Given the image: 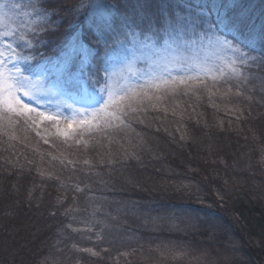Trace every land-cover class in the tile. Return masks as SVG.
<instances>
[{"label":"trees","instance_id":"obj_1","mask_svg":"<svg viewBox=\"0 0 264 264\" xmlns=\"http://www.w3.org/2000/svg\"><path fill=\"white\" fill-rule=\"evenodd\" d=\"M78 3L60 0L59 28L49 35L39 33L36 40L47 45L43 49L53 44L50 37H64ZM250 55L264 58V50L256 47ZM228 73L218 71L217 84L240 90L238 101L247 112L225 115L219 125L212 123L221 149L217 154L208 147L194 150L191 143L181 147L167 141L155 158L142 152L125 163L99 162L100 145L84 140L110 136L125 141L136 135L142 139L148 129L133 119V111L117 113L119 119L108 125V135L95 132L99 124L94 118H90L94 119L92 126L77 125L71 133L74 139L75 134L82 138L75 141L81 146L71 149L66 162L63 156L51 159L54 155L26 148L21 138L3 141L4 136L0 141V264H264V89L260 87L264 66L249 62L242 74ZM191 74V70L168 71L152 78L153 83L139 79L134 87L150 83L183 86L179 80L187 81ZM36 115L32 117L36 123L58 133L64 130L59 121H39ZM21 147L27 149L26 157L20 151L17 159H10ZM77 152L91 162L76 161ZM44 166L52 167L54 173L44 172ZM94 204L101 210L97 215L119 225L110 232L118 235L104 240L103 248L71 233L73 227H89L81 218ZM135 205L160 221L155 229L150 223L148 230L140 231V213L128 212ZM80 208L83 212H78ZM92 224L91 230L96 231L98 222ZM78 237L81 240L74 247ZM97 249L102 256L93 255Z\"/></svg>","mask_w":264,"mask_h":264},{"label":"snow or ice","instance_id":"obj_2","mask_svg":"<svg viewBox=\"0 0 264 264\" xmlns=\"http://www.w3.org/2000/svg\"><path fill=\"white\" fill-rule=\"evenodd\" d=\"M233 4L234 0H79L73 10L75 19L54 48L55 54L39 59L24 52L34 48L39 33L59 28L60 0L13 5L19 24L12 27L7 17L0 16V113L9 119L36 113L41 120L58 122V116L33 106L42 99L55 100L82 117L67 123L65 136L77 125L92 126L101 112L118 119L115 112L107 111L118 102L109 91L107 77L101 76L118 51L125 59L128 55L145 61L160 58L165 70L182 68L189 51L205 47L216 49L237 75L249 62L264 66V58L250 55L257 45L264 46V30H242ZM28 60L36 63L22 69L21 62ZM260 87L264 89V80ZM102 93L108 94L107 102ZM101 103L103 108L92 113L94 119L87 118L88 107H75Z\"/></svg>","mask_w":264,"mask_h":264},{"label":"rangeland","instance_id":"obj_3","mask_svg":"<svg viewBox=\"0 0 264 264\" xmlns=\"http://www.w3.org/2000/svg\"><path fill=\"white\" fill-rule=\"evenodd\" d=\"M30 2L31 0H0V5L5 6L0 8V16L7 17L6 23H11V26L15 27L20 23V20L18 19L17 11L12 6L16 4H28ZM27 11L31 12V9H27ZM232 12L241 21L242 30H254L260 32L264 29V0H234ZM25 19H27V17H25ZM74 19L75 17H73V20ZM36 22L37 21L35 20L33 21V23ZM2 30L3 29H0V31ZM49 34L50 33H48V35ZM39 37L38 34L36 40L39 39ZM50 38L52 39L53 44L50 42L47 50L43 49L47 47V45H45L46 47L43 46L45 43H37L34 41V48L28 50V52H24V54L35 56L37 59H39L41 55H54V48L63 38L60 40L52 37ZM45 41L48 43L46 39ZM256 47L264 50V46L257 45ZM17 50L19 51V49ZM186 55L189 58L182 61V68L169 67L168 70H165L163 67V61L157 57H153L152 61H145L135 59L131 55H128L125 59L121 56L119 51L113 54L110 58V62L106 65L108 67V72L101 73V76L107 77L109 91L118 104L109 105L107 111L115 112L116 114L123 112L128 115H130L132 111L133 113L136 112L133 114V119L142 124L148 129V131L142 139L138 138L136 134H134L136 136H132L129 140L125 141L116 140L110 136H106V139L101 141L85 139L84 142L87 144L94 142L98 143V146L100 145L99 150H101L103 154L100 155L99 162L105 161L106 164L111 165L119 161L125 163L127 160H135L136 155L139 156L142 152H145V154L148 153L147 156L151 154L150 157L155 158L158 156L156 153L159 152L160 154V151L163 150L160 145L167 141H172L174 144L177 143V145H180L181 147H185L187 143H191L194 150H206L208 147L211 149L212 154H217L218 151L221 152L217 143L218 134L213 135L216 130L211 125L213 122L218 125L221 122H224L225 119H223V116L225 115L236 116L237 114L242 115L247 112L246 109L241 106V102L238 101V96L241 97L242 92L240 90L235 92L230 86L226 85V87H224L222 84H217L216 75L218 71L224 73L229 72V75H231L230 73L232 72L227 65V61L222 57L217 56L216 49L205 47L199 50L189 51ZM35 63L36 60L22 61L20 66L23 69L26 65H32ZM173 70H191L196 75H189L183 86L177 84L161 85L162 83L152 85V78H155L158 74L160 75L161 73ZM26 74L28 73L26 72ZM208 76L211 78V81H209ZM206 77L208 79H206ZM213 77H215V79H213ZM139 79H143L144 83L151 81L152 83L144 85L143 87L135 88L136 81ZM217 86L219 87L216 88ZM211 87H214L215 89H212ZM145 89L147 92H144ZM101 95L102 100L107 102L108 94L102 93ZM235 97H237V99H235ZM27 102L33 103L31 101ZM69 103H71V101H69ZM33 106L36 107L38 111L58 116V126L64 130H67L68 122L72 120L78 121L82 118L81 115H74L73 112L63 104H59L57 101L51 99H42L39 104L33 103ZM75 107H88L87 118L90 119L93 118V111H98L100 108H103V103L91 106L75 105ZM144 111L148 113L144 115ZM33 114H30L32 115L30 117L11 116L9 119L8 116L0 113V141L5 137L6 138L3 141L7 142L10 141V138H16L18 140L21 138L23 139L26 148L32 150L35 149L42 154L54 155L51 159L63 156L64 162H66L69 159V154H72L71 149H77V146H81L80 142L78 143L75 141L76 139L82 140V138H80L78 134H75V138L76 135L77 138L74 139V135L71 133L76 126L73 129L68 130L67 138H63V136H65L63 135L64 130L60 129V132L58 133L50 126H44V124L40 122L36 123L32 118H35ZM118 119H113L111 116L106 115V113L101 112L99 120L97 121L99 126L96 127L98 129H95V132L100 131L104 135H108V125H113ZM39 121L44 120L39 118ZM121 134H123V130ZM38 137L42 139L40 140ZM48 138H53L56 141H50ZM219 142L222 141L220 140ZM114 144L117 145L115 148L113 146ZM208 144L212 145V148ZM222 144L225 146L224 143ZM20 151L23 153L21 156L26 157L27 149L26 151H22L21 147V150L17 149V151L15 150L13 153L16 156L12 155L9 158L13 160L17 159ZM89 158L90 157L84 155L82 152H77L75 155L76 161L79 160L81 163L87 162L85 164L91 162ZM51 168L52 167L47 168L44 166L43 171L50 175L54 173L50 170ZM132 184L131 186H133ZM134 185L137 186L139 183H135ZM142 204L143 207L148 205V203ZM95 205L96 204H94V207L89 208L87 212H83V208L78 210V212L88 213L81 218V221L88 224L89 227L87 229L83 227L84 230H82V227H73L74 229L71 233L74 236L81 234L83 237H86L87 240H94L97 248L104 245V240H110L112 236L115 238L118 235H111L110 232L111 230H114V228L118 229L119 225L116 224V219V222L111 224L112 222L109 219L97 215L100 214L99 212H101V210L100 207L96 208ZM146 209H149V207ZM105 210H110L108 205L105 206ZM131 211H133V213H140L137 226L140 227L143 225L140 227L142 233L150 228L148 224L153 223L152 225H154L156 222H160L157 218L148 216L145 211L143 213L137 205L130 206L128 212L131 213ZM161 219L162 218L159 217V220ZM93 220L97 221L99 224L96 231L93 229L91 230ZM81 221L79 222L81 223ZM155 226L158 225H154L153 229H155ZM92 231L95 233L91 234ZM98 234H101V238L99 239L97 238ZM129 239L133 240L134 238L130 237ZM76 240L77 242L73 245L74 247H77L81 238L78 237ZM82 243H84L83 239ZM56 247L57 246H54V248ZM101 247L103 248L104 246ZM97 251L98 252L94 251V253H98V255L101 256L103 255L98 249Z\"/></svg>","mask_w":264,"mask_h":264}]
</instances>
